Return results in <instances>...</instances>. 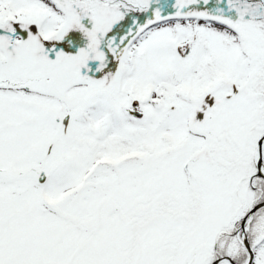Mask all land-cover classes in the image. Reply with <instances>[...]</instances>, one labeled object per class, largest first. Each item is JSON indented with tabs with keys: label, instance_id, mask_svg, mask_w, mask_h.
<instances>
[{
	"label": "snow or ice",
	"instance_id": "1",
	"mask_svg": "<svg viewBox=\"0 0 264 264\" xmlns=\"http://www.w3.org/2000/svg\"><path fill=\"white\" fill-rule=\"evenodd\" d=\"M0 264H264V0H0Z\"/></svg>",
	"mask_w": 264,
	"mask_h": 264
}]
</instances>
